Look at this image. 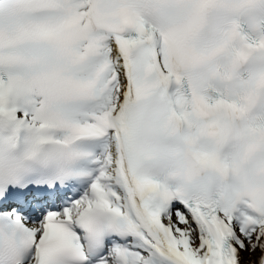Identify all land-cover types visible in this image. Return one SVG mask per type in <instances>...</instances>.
Wrapping results in <instances>:
<instances>
[{"label":"snow or ice","instance_id":"6c2138e0","mask_svg":"<svg viewBox=\"0 0 264 264\" xmlns=\"http://www.w3.org/2000/svg\"><path fill=\"white\" fill-rule=\"evenodd\" d=\"M0 264H264V0H0Z\"/></svg>","mask_w":264,"mask_h":264},{"label":"clouds","instance_id":"9594fccd","mask_svg":"<svg viewBox=\"0 0 264 264\" xmlns=\"http://www.w3.org/2000/svg\"><path fill=\"white\" fill-rule=\"evenodd\" d=\"M232 15V13L230 12V10L227 8V7H225V8H223V9H221L214 17H213V22L215 23V22H217V21H222V20H225L226 18H228L229 16H231ZM226 27H232V25L231 24H226L225 25ZM247 27H248V29H250V32H251V35L252 36H254L255 38H256V41H258L259 40V31H258V21H252V24H251V27H249L248 25H247ZM237 40H238V37L236 38ZM240 45H238V47H239ZM249 60H251V58L249 59ZM248 60V61H249ZM248 61H241L240 62V67L242 66V65H245ZM178 173L175 171V170H169V172L167 173V176H168V178L169 179H172V180H174L175 178H176V175H177Z\"/></svg>","mask_w":264,"mask_h":264}]
</instances>
